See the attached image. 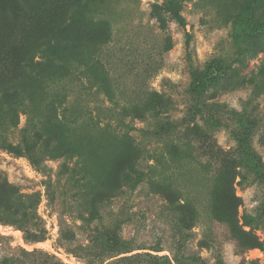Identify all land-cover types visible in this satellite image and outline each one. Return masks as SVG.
I'll return each instance as SVG.
<instances>
[{
  "label": "rangeland",
  "instance_id": "obj_1",
  "mask_svg": "<svg viewBox=\"0 0 264 264\" xmlns=\"http://www.w3.org/2000/svg\"><path fill=\"white\" fill-rule=\"evenodd\" d=\"M50 1L27 0L23 8ZM169 1L102 0L92 6L91 17L110 30L94 54V75L104 82L91 87L87 73L77 71L50 83L46 93L48 99L59 94L67 118L78 119L70 134L83 154L45 157L35 166L0 148V190L12 185L35 194L45 230L43 240L27 242L21 229L0 221V259L99 261L104 253L79 245L119 224L117 235L133 250L115 248L103 264H175V256L183 263L194 257L215 264L220 257L226 264H264V0L183 1L184 27ZM7 23L18 22L0 9L1 36ZM187 53L199 72L222 60L216 82L199 95L191 92ZM42 103L40 93L28 115H19L18 127L27 116L38 117ZM111 107H125V126L103 116ZM18 129L0 128V136L17 143ZM63 161L67 173L59 171ZM122 172L138 182L127 186ZM87 178L89 192L81 184Z\"/></svg>",
  "mask_w": 264,
  "mask_h": 264
},
{
  "label": "trees",
  "instance_id": "obj_2",
  "mask_svg": "<svg viewBox=\"0 0 264 264\" xmlns=\"http://www.w3.org/2000/svg\"><path fill=\"white\" fill-rule=\"evenodd\" d=\"M26 1L0 0V9L7 11L9 17L18 22L7 23V30L0 35V128L4 130L19 128V141L12 143L5 135H1L0 148L15 157L26 156L33 165L40 166L45 157L68 160L83 154L82 146L70 134L72 129L70 124L76 123L78 119L67 118L59 94L52 93L53 97L48 99L46 93L49 92L50 83L77 71L87 73L91 87L102 84L104 81L94 75L97 61L94 54L109 40L110 30L106 21L94 19L90 15L93 11L92 6L102 0H73L62 8V5L59 7L57 4V0H51L44 3L43 8L39 7L40 5L23 8ZM171 1L169 11L178 25L184 27L186 23L180 13V4L186 0H175V7L170 6ZM50 6L53 11L43 13L44 8ZM261 16H264V11ZM190 37L191 35L186 33V51L189 48ZM187 60L192 78L191 92L197 95L216 82L217 74L223 70L221 59L203 72L193 67L188 53ZM263 71L264 68L261 72ZM40 93H43V103L38 117L34 119L27 116L24 125L18 127L19 115H28V107ZM106 111L103 116L107 120L115 118L122 126L126 125L125 107L118 112L112 107ZM94 119L97 122L102 120L98 115L94 116ZM67 169L66 161H63L59 171L67 173ZM71 171L75 172L76 168L73 167L70 173ZM122 176L127 186H133L138 182L132 183L134 179L128 172H122L121 180ZM81 184L87 192L92 190L93 183L90 179L87 178ZM3 185L4 182L0 180V188ZM7 186L5 192L0 190V221L21 229L27 242L43 240L45 230L36 217V195L19 193L12 185ZM251 222L250 217L245 219V224ZM31 227L33 232L30 231ZM119 228L120 225L116 224L114 230H110L104 237L95 235L89 244L79 245L89 251L98 250L104 253L99 261L93 257L85 264H103L105 260L113 257L109 253L120 246L124 248L121 253L133 250L127 248L125 241L117 235L116 230ZM252 245L263 247L257 241L252 242ZM190 260L192 261L189 263H183L175 256V264H202L194 257ZM0 264L15 263L12 257H3ZM215 264L226 263L218 257Z\"/></svg>",
  "mask_w": 264,
  "mask_h": 264
}]
</instances>
